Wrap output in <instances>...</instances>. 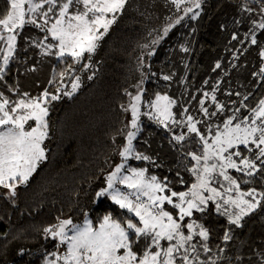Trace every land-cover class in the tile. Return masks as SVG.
<instances>
[{
	"label": "snow or ice",
	"instance_id": "snow-or-ice-1",
	"mask_svg": "<svg viewBox=\"0 0 264 264\" xmlns=\"http://www.w3.org/2000/svg\"><path fill=\"white\" fill-rule=\"evenodd\" d=\"M8 2L9 8L0 18V42L5 45L0 49V80L6 75L9 64L16 59L14 53L19 31L26 25L45 31V40L50 35L57 41L36 43L35 46L42 49V56H67L80 63L85 54H89V63L83 64V67H91V54L96 52L100 41L128 4V0ZM253 2L258 7L249 6V0H245L241 8L249 14L259 13L258 19H251L250 30L244 34V39L251 45H258L257 30H264V0ZM170 3L184 16L191 14V19L200 16L197 10L201 9L202 0H170ZM184 16L177 17L174 22L169 17L162 35L153 39L151 45L158 44L166 37ZM232 39L237 40L238 37L233 34ZM143 47L149 48L150 45ZM181 49L184 52L190 50L184 45H181ZM148 54L155 55V52L149 51ZM258 55L264 58V47L260 48ZM143 66L140 59V67ZM220 66V63L215 65L216 68ZM69 70L75 71L72 65H68L64 72L58 74L61 81ZM254 75L264 80V67ZM88 78L92 79V76ZM172 78L171 75L163 76L165 81ZM204 83L207 84V81ZM142 84L143 80L134 86L137 89L135 94L125 89L129 101L126 106L122 104L120 107L124 112H130L131 119L119 132L126 138V143L118 152L122 161L107 173L106 186L95 192V198H110L120 210L132 216L125 219L123 215L114 217L109 212L100 218L96 226L87 218V214L82 224H76L70 218H57L58 223L45 228L44 232L58 238L61 245L66 244V251L62 254L52 253L55 258L46 264H221L223 261L231 264L232 257L220 255L224 248L217 246L218 251L213 254L208 243L210 229L191 219L194 212L204 214L211 205L216 213L227 218L229 225L243 227L245 217L264 207V188L258 190L249 186L246 190L242 189V184L251 185L256 180L264 185V99L255 107L242 105L248 108L247 116L237 115L240 109L236 108L232 115L223 120L221 127L210 123V118L216 116L217 112H210L209 107L205 106L206 101L210 100L218 112L225 111V105L217 99L218 86H214L211 93L204 92V98L198 101L199 111L209 118L202 122L190 114L178 119L172 111L177 101L167 94L157 93L148 102L152 112L142 113ZM80 87L81 78L75 76L71 90H64L63 95L72 97ZM60 91L61 88H57V93ZM247 98L244 97L245 100ZM60 99L59 94L50 93L47 89L36 97L23 93L17 101H10L0 92V186L8 190L9 198H14L17 187L27 184L40 164L47 160L48 104ZM181 111L186 114L188 109ZM142 114L150 115L151 119L170 132L173 127L183 125L186 128V132L173 134L170 143L181 144L195 134L201 151L199 154L191 151L184 153L194 162L190 168L185 167L195 179L186 191L172 190L167 177L161 179L156 175H147V168L126 167L130 157L152 160L151 156L137 151L133 143L141 131ZM29 121H33L34 126L29 125ZM202 123L205 131L198 127ZM241 146L244 151H241ZM233 171L241 175L237 177ZM176 175L180 177L179 172ZM179 182L185 184L183 178ZM121 185L124 187L121 188ZM165 204L172 205L177 214L174 216L166 210ZM186 218H189L188 222ZM232 238V228H225L223 242ZM235 259L240 261L243 258ZM257 264H264V253L259 255Z\"/></svg>",
	"mask_w": 264,
	"mask_h": 264
},
{
	"label": "trees",
	"instance_id": "trees-1",
	"mask_svg": "<svg viewBox=\"0 0 264 264\" xmlns=\"http://www.w3.org/2000/svg\"><path fill=\"white\" fill-rule=\"evenodd\" d=\"M244 2L202 0L201 8L207 12L203 30L195 40L187 41L183 31L188 30L186 20L190 14L184 16L170 0H128L123 13L118 15L96 52L91 54L89 68L83 67L89 63V54H85L80 63L67 56H42V49H38L36 43H57L50 35L45 40L46 32L42 29L26 25L19 31L14 53L16 59L9 64L3 78L2 86L7 98L17 101L23 93L36 97L47 89L50 93L59 94L61 99L48 104L47 160L40 164L27 184L17 187L14 198H9L8 190L0 186V264H46L55 258L52 253L62 254L58 238L44 232L45 228L58 223L57 218L83 223L87 214L96 226L109 212L114 217L123 215L125 219L132 216L120 210L110 198H95V192L105 185L107 173L119 158L118 152L125 140L119 132L131 119L130 112L126 113L120 107L129 101L125 89L134 93L137 90L134 86L143 80L144 108L157 93L173 98V88L178 85L179 92L191 93L205 72L204 54L217 49L210 39L208 24L227 5L243 6ZM249 6L258 7L253 0H249ZM8 8V0H0V18ZM179 16H184L181 23L171 28L158 44L151 45L153 39L162 35L163 28L169 23L168 18L174 22ZM187 42L190 50L178 51V47ZM145 44L150 47L144 48ZM4 47L0 42V49ZM149 51H154L155 55H149ZM140 59L143 67H140ZM68 65H72L75 71L69 70L61 81L58 74L64 72ZM48 74L50 76L44 79ZM164 75L173 78L165 81ZM75 76H80L81 87L72 97L64 96L63 91L71 90ZM258 79L252 95L245 100L249 108L264 99V80ZM57 88H61L59 93ZM187 100H180L181 108ZM188 106V114L200 120L198 113L195 114V105L189 100ZM244 115H249L248 108L242 113ZM200 128L206 130L205 127ZM183 131L186 132V128ZM180 132H175V128L170 132L142 114L141 131L134 145L137 151L151 156L152 160L132 162L135 168H147L148 175L161 179L167 177L169 187L174 191H186L195 182L185 167L190 168L194 162L184 153L199 154L201 151L195 134L181 144L170 143L171 136ZM241 151H244L243 146ZM177 172L180 173L179 178ZM233 175L239 177L241 174L233 171ZM180 178L185 184L179 182ZM249 186L258 190L264 188L256 180L251 185L242 184V189ZM193 219L210 229L209 246L214 253L218 251L217 246L224 248L220 255L232 257L231 264H257L259 255L264 253V207L245 217L243 227L229 225L227 218L216 213L211 205L204 214L194 212ZM229 227L233 238L225 243L222 237L225 228ZM236 257L243 259L237 261Z\"/></svg>",
	"mask_w": 264,
	"mask_h": 264
},
{
	"label": "rangeland",
	"instance_id": "rangeland-1",
	"mask_svg": "<svg viewBox=\"0 0 264 264\" xmlns=\"http://www.w3.org/2000/svg\"><path fill=\"white\" fill-rule=\"evenodd\" d=\"M241 8L242 6L227 5L208 24L210 39L213 40L217 49L214 51H206L204 54L203 63L205 65V72L199 77L197 87L192 90L195 91L194 94L192 91L188 94L179 92L177 90V88L180 87L179 85L173 88V99H175L177 103L173 106L172 111L176 114L178 119H182L185 115H188V112L185 114L182 113L181 110L183 108H187L189 111V100L190 104L195 105V114L198 113L200 121L203 122L205 120H209V118L204 117L199 111L200 105L198 101L204 98L202 95L204 92L211 93L214 86H218L216 95L217 98H223L218 99V101L225 105V111L223 113L218 112L215 105H213L210 100H207L205 106L209 107V111L217 112L216 116L210 118V123L212 125H219L222 127L223 120L232 115L236 108L240 109V112L237 115L241 114L240 117H243L242 113L246 109L242 106L246 105L244 97L247 96L250 98V95L253 93L252 90L257 84L258 77L255 76L254 73L258 72L261 67H264V63H262L264 58L258 55L260 48L264 47V30H257L256 34L258 45H251L248 40H245L244 34L250 30L251 19H258L259 13L249 14L246 11H242ZM197 11L200 12V16L196 19H191L190 14L188 16L189 18L186 20V27L188 30H181V32L183 31L187 35L186 40H195L197 34L203 30L207 12L203 8L198 9ZM233 34L238 37L237 40L232 39ZM181 38L184 39L183 36ZM240 41H243V43ZM187 45L188 42L184 46L187 47ZM178 51L182 52L181 46L178 47ZM216 63H220V68L215 67ZM207 74H210V76H206ZM48 76H50V74L45 75L44 79H47ZM205 81H207V84L204 83ZM2 84L3 80H0V92H3L5 97H7L6 90L3 88ZM229 93H231V95H229ZM237 93H239V95H236ZM133 94H135V92ZM170 97L172 98L171 95ZM181 99H188L186 103L183 104L182 108L180 107ZM233 102L235 103L233 104ZM145 105L146 107L144 108L142 103L141 112L151 113L152 109L148 107V103ZM145 116L151 118L150 115ZM28 124L34 126L33 121H29ZM202 124H200V127L202 126V128H204L205 125ZM27 127L28 125H26V129ZM173 128H175V132H180L183 131L185 127L182 125L180 127ZM125 143L126 138L122 145ZM133 143H135V140ZM122 145L120 151L122 150ZM134 160L138 161L134 157H130L127 161L126 167L135 168L132 166V162ZM121 161L122 157L119 156L118 160L114 161L113 167ZM120 187L123 188L124 186L121 185ZM6 190L7 189H5V191ZM165 209L171 211L174 216L177 214V212L172 208V205L165 204ZM193 217L191 219H193ZM188 219L189 218H186V222H188ZM69 235H71V232H69ZM60 248H62V253H64L66 251V244L61 245ZM213 254L215 255L216 253L213 252Z\"/></svg>",
	"mask_w": 264,
	"mask_h": 264
}]
</instances>
